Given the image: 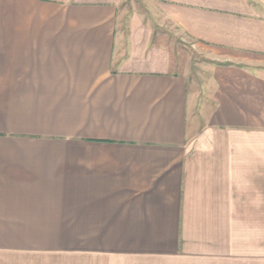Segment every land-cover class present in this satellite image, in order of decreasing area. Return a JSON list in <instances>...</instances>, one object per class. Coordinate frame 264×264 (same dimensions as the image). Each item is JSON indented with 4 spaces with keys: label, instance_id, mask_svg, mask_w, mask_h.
Here are the masks:
<instances>
[{
    "label": "crops",
    "instance_id": "1",
    "mask_svg": "<svg viewBox=\"0 0 264 264\" xmlns=\"http://www.w3.org/2000/svg\"><path fill=\"white\" fill-rule=\"evenodd\" d=\"M149 4L0 0V264H264V0Z\"/></svg>",
    "mask_w": 264,
    "mask_h": 264
},
{
    "label": "rangeland",
    "instance_id": "2",
    "mask_svg": "<svg viewBox=\"0 0 264 264\" xmlns=\"http://www.w3.org/2000/svg\"><path fill=\"white\" fill-rule=\"evenodd\" d=\"M130 9L133 7L135 8L136 10L138 11H146L148 12V10L150 9V4H149V0H126ZM131 11V10H130ZM168 38H170V35L167 36ZM185 48L187 46V49H188V52H189V55L192 57V61H193V71H194V74H195V70H196V61L197 59L200 58V53L195 51L191 45L189 43H183ZM182 44V45H183Z\"/></svg>",
    "mask_w": 264,
    "mask_h": 264
}]
</instances>
